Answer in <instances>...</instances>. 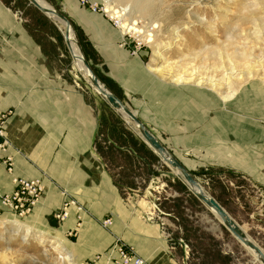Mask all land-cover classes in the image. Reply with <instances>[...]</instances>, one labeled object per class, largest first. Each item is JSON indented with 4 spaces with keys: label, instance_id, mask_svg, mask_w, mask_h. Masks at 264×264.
<instances>
[{
    "label": "rangeland",
    "instance_id": "rangeland-1",
    "mask_svg": "<svg viewBox=\"0 0 264 264\" xmlns=\"http://www.w3.org/2000/svg\"><path fill=\"white\" fill-rule=\"evenodd\" d=\"M3 1L29 25L37 40L52 46L56 62L61 58L67 63L72 76L84 85L87 101L99 121L102 117L107 125H113L109 111L117 113L74 67L61 25L39 15L41 12L28 0ZM44 1L65 13L57 0ZM89 1L103 5L110 1L124 16H131L143 34L148 31L153 35V41L147 42L139 33L121 34L120 23L115 26L102 14L123 36L128 56L139 55L144 70L151 75L146 94L135 92L146 97L139 108L133 101L136 97L109 75L101 55L66 16L75 39L81 37L86 42L84 50L91 70L121 97V102L137 112L145 127L264 250V0ZM179 76L192 80L177 81ZM196 79L204 87L195 86ZM208 82L215 83V88L205 87ZM153 83L158 85L155 93L150 87ZM190 92L196 109L181 104ZM115 164L120 165L115 172L121 174L123 196L149 201L151 215L161 224L171 243L170 253L180 264H260L161 160L149 166L148 181L143 174L131 173L122 160L116 159ZM175 178L192 195L183 193ZM30 212L4 215L0 210V264H13V260L14 264H58V252L49 241L57 235L45 232L44 243H40L41 231L32 230L23 240L29 226L20 218ZM57 238L61 242L64 239Z\"/></svg>",
    "mask_w": 264,
    "mask_h": 264
},
{
    "label": "crops",
    "instance_id": "crops-1",
    "mask_svg": "<svg viewBox=\"0 0 264 264\" xmlns=\"http://www.w3.org/2000/svg\"><path fill=\"white\" fill-rule=\"evenodd\" d=\"M59 3L101 55L109 75L136 97L133 101L141 108L146 97L135 92L146 94L151 75L140 56H128L123 36L102 14L89 11L79 0ZM28 28L0 0V113L9 112L4 125L9 145L3 156L12 160L10 173L0 166V194L14 189V177L40 178L43 192L31 212L20 219L32 230L64 238L61 242L51 236L66 247L74 263L99 256L92 264H117L115 253L109 252L119 238L144 264H180L170 253L171 243L161 224L151 215L149 201L126 199L95 151L99 116L87 101L84 85L72 76L65 61L60 58L61 65L54 60L52 46L42 44ZM150 87L152 93L158 91V85ZM193 96L185 95L181 104L196 109ZM64 203L67 215L58 220L55 214ZM0 210L4 215L10 212L1 204ZM107 217L111 225L104 228L101 220Z\"/></svg>",
    "mask_w": 264,
    "mask_h": 264
},
{
    "label": "water",
    "instance_id": "water-1",
    "mask_svg": "<svg viewBox=\"0 0 264 264\" xmlns=\"http://www.w3.org/2000/svg\"><path fill=\"white\" fill-rule=\"evenodd\" d=\"M37 10L47 17L56 18L62 25V36L64 43L70 53L72 63L77 60L81 62L87 72V83L90 87L114 110L135 133L147 144V146L156 154V156L165 165H167L174 174L187 186L192 194L208 208L228 230V232L249 252L255 256V260L260 264H264V250L251 239L241 226L229 215V213L202 187V185L192 176L189 170L170 152L166 147L145 127V125L137 118L135 112L129 109L121 102L106 86L98 79L91 70L88 62L84 58L79 43L75 39L80 55L72 53L70 47L71 33L73 29L70 21L62 12L55 10L53 7L41 5L37 0H28ZM74 34V33H73ZM80 72V71H79ZM124 115V116H123ZM133 123V124H132Z\"/></svg>",
    "mask_w": 264,
    "mask_h": 264
},
{
    "label": "trees",
    "instance_id": "trees-1",
    "mask_svg": "<svg viewBox=\"0 0 264 264\" xmlns=\"http://www.w3.org/2000/svg\"><path fill=\"white\" fill-rule=\"evenodd\" d=\"M57 2L59 3V0H57ZM4 3L6 4V2ZM55 9L58 10L59 12H62L58 7H56ZM39 15H42L44 17L42 13H40ZM63 15L65 17L67 16L65 13H63ZM78 42L80 49H82L83 51L84 58L89 64L88 61L89 58L86 56L84 50V45H86L85 44L86 42L84 43L81 37L78 38ZM100 80L104 83L102 79ZM104 84L120 101L122 100L121 97L115 91H113L106 83ZM109 112L111 114V117L114 118V124L107 125V121L103 120V118L101 117L97 127L96 134L93 138V147L95 151L99 154V156L102 158L105 168L107 169L109 175L111 176L113 183L118 187L120 193L123 194L124 191L123 190L124 187L122 186L123 183H120L119 181V178L122 179L121 174L120 172L117 171L115 172V170L120 165L115 164V160L116 159L122 160L123 163H125L124 166L125 167L127 166V168L131 173L135 175L143 174L148 181V179L150 178L148 174H150L151 171V168L149 166L153 165L154 163H157L159 158L149 147H147V145L144 142H142L141 139H139L140 137L135 136L133 130L124 123V121L120 118L119 115L115 114L111 110ZM111 122L113 123V121ZM104 147L106 148V151L103 150ZM115 154L116 156H111ZM175 179H176V183L178 182V184H180V188H182V190L181 189L180 190L183 193H186L187 191L183 190L186 189V186L182 184V182L179 179L177 178ZM133 186L134 184L130 185L129 187L132 188ZM187 194L192 195L189 192H187ZM175 199H180V198H175ZM216 201L218 202V200Z\"/></svg>",
    "mask_w": 264,
    "mask_h": 264
},
{
    "label": "built area",
    "instance_id": "built-area-1",
    "mask_svg": "<svg viewBox=\"0 0 264 264\" xmlns=\"http://www.w3.org/2000/svg\"><path fill=\"white\" fill-rule=\"evenodd\" d=\"M81 6L87 8L92 12H99L105 16H108L114 25L118 26L119 20L112 18L104 10V5L98 2L89 0H79ZM9 116V112L0 113V166H5V169L10 173L12 171V160L10 155H4L8 148V139L5 135L4 125ZM13 183L15 185L11 192L0 194V204L14 215H23L32 210L39 200L44 184L40 178L24 179L20 177H14ZM67 215V203H64L63 209L58 212L56 218L63 219ZM101 225L107 228L111 225V219L109 217L101 220ZM115 253L113 261L117 264H144V261L139 257L135 251L127 246L119 238L114 239L112 248L109 254ZM99 256H96L97 259ZM82 264V263H81ZM87 264V263H84Z\"/></svg>",
    "mask_w": 264,
    "mask_h": 264
},
{
    "label": "bare ground",
    "instance_id": "bare-ground-1",
    "mask_svg": "<svg viewBox=\"0 0 264 264\" xmlns=\"http://www.w3.org/2000/svg\"><path fill=\"white\" fill-rule=\"evenodd\" d=\"M37 1L39 3H41V5L50 6L44 0H37ZM104 6H105V8H104L105 10L104 11L107 12L108 14H110L109 15L110 17H112V18L114 17V18H117L119 20L120 28H121V34H124V32L139 33L140 38L145 37L147 42L153 41L152 33H149L147 31L146 34H143V31L139 30V28L137 27V24H136L137 22L135 20L133 21L131 16H124L123 12H121L119 9L115 8L114 6H111L110 1L105 2ZM51 19H53L54 21L60 23L56 18H54L52 16H51ZM61 27H63V26L61 25ZM176 36H178V35L176 34ZM70 37H71L70 47H71L72 53H74L75 55H80L79 49H78L77 45L75 44L74 34L71 33ZM73 65L87 79V72H86L84 66L81 64V62L79 60H77L75 63H73ZM181 79L189 80V81L192 80L191 78L185 79V78H182L180 76L177 77L176 80L180 81ZM197 79L195 80L197 82V84H195V86L204 87L205 84H202L203 83L202 81H197ZM184 83H191V82H184ZM208 84L209 85H207L205 87H207V88L210 87L211 89H214L215 86H216L215 83L208 82ZM209 91H211V90H209ZM227 96H229V95H227V94L224 95V97H227ZM25 231H26V233H25V236L23 237V240L27 239V235L30 234L32 229L28 227L27 229H25ZM41 234H39L40 236H38V242L44 243V237H43L44 235H43V233H41ZM50 238L51 239H49V241H50V243H51V245L53 247V250L58 252V254H57V262H58V264H74V261L71 258L70 254L66 251V247H64V245L61 242L57 241L55 238H53V237H50ZM250 253L255 258L254 254L252 252H250ZM3 259L4 260L7 259L6 256H3ZM12 263L14 264V260H13Z\"/></svg>",
    "mask_w": 264,
    "mask_h": 264
}]
</instances>
